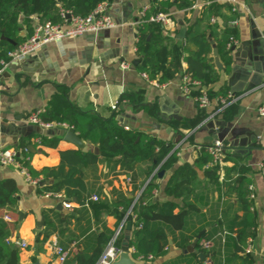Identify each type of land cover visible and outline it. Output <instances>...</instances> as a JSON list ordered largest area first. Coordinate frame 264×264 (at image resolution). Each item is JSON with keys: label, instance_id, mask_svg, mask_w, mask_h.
Returning a JSON list of instances; mask_svg holds the SVG:
<instances>
[{"label": "crops", "instance_id": "obj_1", "mask_svg": "<svg viewBox=\"0 0 264 264\" xmlns=\"http://www.w3.org/2000/svg\"><path fill=\"white\" fill-rule=\"evenodd\" d=\"M219 1L230 4L228 0ZM154 2L159 6L160 0H113L110 12L118 23L116 27L65 38L62 46L50 42L26 60L9 61L4 65L0 71V148H16L24 141L31 152L27 160L34 171L56 167L61 163L62 151L79 149L64 140L65 128H53L56 130L48 133L28 122L33 112L45 111L54 97H57V105L64 103L65 94L60 88L67 90V100L77 108L104 119L113 117L126 129L172 146L170 152L178 151L179 164H194L201 146L222 140L226 151L249 168V189L254 193L250 214L253 235L248 239L246 251L240 255L251 264H264V115L259 110L264 106V63L252 60L251 56L255 54L244 47L251 44L254 35H259L264 45V0H235L237 12L226 11L227 16L234 18L225 21L224 25L235 29L237 35L228 71L210 29L203 27L216 45L222 64L219 68L213 47L211 67L219 74V79L201 87L211 99L206 108L197 100L199 89L188 93L181 88L180 76L161 83L160 72L152 79L148 75L145 77L146 73L141 70L142 67L152 68L145 60V53L151 48L147 47V52L139 54L140 27L135 22L142 9H150ZM167 12L177 23L170 30L165 29L164 35L176 31V37L164 40L154 50L155 62L164 67L175 62L181 74L188 67L184 49L199 18L200 8L181 10L173 4ZM39 21L36 16L28 24L23 21L20 37L28 38ZM181 21L187 28L184 39L177 37L182 28ZM150 39L149 35L148 41ZM250 85L252 87L248 88ZM225 93L236 97L235 101L208 120L218 108V99L228 97ZM116 102L119 104L114 109ZM42 135L51 141L57 140L58 145H44ZM85 142L89 146L87 152L97 155L99 160L83 167L86 190L79 198L64 193H44L40 181L43 179L41 185H46L54 183V179L46 180L40 174L32 176L39 180L33 183L16 166L0 165V187L3 183L16 187L15 202L0 207V223L5 224L9 232L6 245L19 251V264H77L72 262L76 255L90 256L95 252L101 255L123 223L126 242L122 247L129 246L135 225L132 208L125 210L121 204L114 205L130 200L133 206L150 179L160 185L154 202L175 201L178 203L176 212L185 206L186 199H176L165 192L171 170H163L162 176L159 173L153 176L159 165L149 174L153 163L143 161L133 169L127 161L106 155L98 144ZM224 165L230 167L234 161ZM198 171L194 195L188 199L198 210L188 217L186 229H167L170 244L167 254L162 257L134 258L130 252L136 264H202L204 259L199 257L198 243L194 251L185 252L200 233L202 236L211 234L214 264H240L235 259L238 228L234 218H242L244 211L237 200V192L227 194L222 183L224 170L219 182L206 176L205 168ZM67 201L73 203V208L65 207ZM97 204L108 206L109 211L98 208ZM130 219L132 224L128 228ZM198 230L200 232L192 238ZM17 240L27 245L21 247ZM54 244L69 251L64 263L53 251ZM4 257L9 258L7 254Z\"/></svg>", "mask_w": 264, "mask_h": 264}, {"label": "trees", "instance_id": "obj_2", "mask_svg": "<svg viewBox=\"0 0 264 264\" xmlns=\"http://www.w3.org/2000/svg\"><path fill=\"white\" fill-rule=\"evenodd\" d=\"M113 0H0V69L5 63L10 61L8 52L27 40L19 35L21 23H30L33 16H38L43 22L52 21L53 23L62 22V11H69L74 15L86 16L93 12L95 8L104 2L111 3ZM158 2V0H156ZM156 2V3H157ZM195 0H160L159 6H152L147 11V16L156 12H167V9L175 4L181 10L190 9ZM226 11L236 13L234 5L228 3L214 2L200 8L199 18L191 31L185 45V60L188 64L187 69L180 74L175 62H169L165 67L155 62L154 50L168 39H175L176 31L169 35H164L165 27L161 24L145 23L138 32V51L140 55L147 52V47L151 49L146 54L145 60L151 67H142L141 70L154 79L155 73L160 72L159 81L167 82L172 78L187 76L190 82H199L201 87L210 82L219 79V74L212 71L211 63L213 61V41L208 34L210 29L213 40L215 41L220 55L226 61L225 68L228 71L231 67L232 46L229 43L236 40L235 29L224 25L234 16H227ZM24 18L23 21L21 20ZM216 18L215 22L212 21ZM176 20V19H175ZM22 21V22H21ZM177 23V20H176ZM207 29H203V27ZM33 30L30 36L33 34ZM2 35L14 41L3 39ZM151 39L148 41V36ZM29 36V37H30ZM163 71V72H162ZM200 87V89H201ZM195 88H192V91ZM198 90L200 94L203 90ZM65 94V101L62 105H57V97L53 98V103L42 113V119L48 122L67 124L74 127L80 136L87 142L98 144L100 149L108 156L119 157L129 163L131 168L143 161L153 163L149 174L159 165V172L171 170L172 174L165 186L167 195L178 198H184L185 206L182 210L176 212L178 203L167 201L165 203L154 202L155 193L160 189V185L152 179L147 184L138 201L133 205L129 200L116 203L129 210L132 208L131 217L134 220L133 232L128 240L129 247L134 248L132 252L134 258H156L167 254L169 247V234L167 229L173 230L186 229L188 217L198 210V207L189 197L194 195L196 182L198 180L199 169L205 168L206 176L215 182L220 181L221 172L224 170L223 185L227 194L237 192V200L241 203L244 216L234 218L237 226L235 259L240 264H251L250 260L240 254H243L248 247V239L253 235V222L250 220L252 198L250 188V179L247 177L249 168L240 164L239 160L225 149L224 161H234L232 166L221 167L214 161V157L209 150V146H201L199 155L194 164L185 162L179 164L178 151L172 150V146L166 145L163 141H158L152 137L140 132L126 129L115 118L104 119L96 114H92L77 108L73 103L67 100V90L60 88ZM225 93L224 95H227ZM232 95V94H230ZM228 96V95H227ZM43 137V135H42ZM42 143L56 147L58 141H51L43 137ZM20 161L24 162L29 168L31 175H43L44 179H54V183L41 185L40 189L44 193L60 194L64 193L68 197H81V193L86 190V182L83 178V167L96 164L99 157L92 152H84L80 149H70L61 152V163L56 167H47L41 171H34L27 156L31 154L28 145L22 141L17 147ZM170 152V153H169ZM264 171V162L262 164ZM16 187L13 184L3 183L0 187V207L15 202ZM98 208L107 210L108 206L97 204ZM200 230L196 231L192 238L196 237ZM9 236L5 224L0 223V254L8 255L5 259L0 257L1 264H19V251L6 245V239ZM126 239V233L122 232L119 237V244L123 246ZM202 239L210 240L211 234H206L198 241L199 250L206 253L201 246ZM211 256L212 250L210 251ZM100 257L98 252L93 255H76L72 262L77 264H96Z\"/></svg>", "mask_w": 264, "mask_h": 264}, {"label": "built area", "instance_id": "obj_3", "mask_svg": "<svg viewBox=\"0 0 264 264\" xmlns=\"http://www.w3.org/2000/svg\"><path fill=\"white\" fill-rule=\"evenodd\" d=\"M230 4L234 5V10H236L235 4L233 1L228 0ZM214 2H220L219 0H195V3L192 7L201 8L206 5H210ZM148 8L142 9L139 13V20L135 23L142 27L145 23H155L161 24L165 27V29L170 30L175 27L176 20L175 18L168 12L159 11L150 16H147ZM70 14V17L68 15ZM62 22L61 23H53L52 21H39V23L35 26L33 34L27 38L25 42L17 46L15 49L8 52V56L10 61L12 62H22L26 60L31 54L36 52L42 46L54 42L62 46L63 40L68 37H77L86 33H97L99 31L114 28L118 25L116 19L110 12V3L104 2L100 3L93 12L86 16L74 15L69 11H62ZM39 18L38 16H36ZM216 18L212 19L215 22ZM134 23V25H135ZM232 43H229V47L232 46ZM7 63H5L6 65ZM127 68V65H124ZM1 71V69H0ZM147 77L146 74H144ZM201 87L199 82H190L187 76H184L181 82V88L185 92H191L192 88ZM236 97L233 95H229L226 98L218 99V108L217 110L210 116L208 120L213 118L216 114L220 113L223 109H225L229 104L234 102ZM197 100L201 107H208L211 103V99L206 91H202L197 96ZM119 102L113 105V108L118 107ZM260 113L264 115V106L260 107ZM44 110H39L33 112L29 118L28 122L39 127L41 130H49L53 128H65L68 129L70 126L62 123L48 122L42 119V113ZM209 150L214 157V161L218 163L221 167L224 166L225 161V147L222 140L215 141L212 145L209 146ZM19 152L17 148H0V165L1 166H16L20 172L31 182L38 183L39 180L33 179L30 168L18 158ZM159 168V167H158ZM156 169L153 173V176L159 173V169ZM151 180V179H150ZM150 180L148 182H150ZM251 188V187H250ZM252 191V189H251ZM251 197H254V193H251ZM96 199V197H94ZM135 204V203H134ZM133 204V205H134ZM65 207L68 209L73 208V203L67 201L64 203ZM133 207V206H132ZM125 227V223L121 224L118 229L115 231L114 235L111 237L110 241L106 245L104 251L100 255L96 264H113L123 252V247L119 244V237L122 234ZM11 240L8 239V242ZM17 244L21 247H25L27 244L24 241L17 240ZM200 246L207 251L206 257L204 258L202 264H214L210 251L213 247L212 240L202 239L200 241ZM53 251L58 257V260L61 263H64L70 253L64 247L54 244L52 246ZM134 248H130V252H134Z\"/></svg>", "mask_w": 264, "mask_h": 264}, {"label": "water", "instance_id": "obj_4", "mask_svg": "<svg viewBox=\"0 0 264 264\" xmlns=\"http://www.w3.org/2000/svg\"><path fill=\"white\" fill-rule=\"evenodd\" d=\"M68 17H70V14L68 15ZM181 24H182V28L180 30V33L177 35V37L184 39V38H186L187 28L184 26L182 21H181ZM253 37L254 38H253V41L251 42V44L244 45V47H246L247 50L248 49L252 50L253 53L255 54V56H251L252 60H255V61L260 60V61H262V63H264V45H262L261 37L259 35H254ZM2 38L9 40L10 42L14 43L13 40L6 38L4 35H2ZM213 47H214V55L216 57L217 65L219 68H222V64L220 63L219 57H218V49L214 43H213ZM234 49H235V45L232 46V50H234ZM251 87H252V85H250L248 88H251ZM196 89H200V87H196ZM54 130H56V129H49V130H47V132L52 133V132H54ZM64 140L74 144L76 147H78L80 150H82L84 152H87L89 150V146L86 144L84 139L80 136V134L76 131V129L74 127H70L68 129H65ZM163 174H164V171L159 172V176H162ZM20 215H21V213H20ZM131 224H132V219H130L128 222V225H127L128 228L131 227ZM201 237H202V233L198 234L194 243L191 246L187 247L185 252L186 251H194L195 247L197 246V243L201 239ZM206 256H207L206 253H203V252L199 253V257L201 259H204ZM35 264H39V263L36 262ZM113 264H136L135 260L131 256L129 246H125L123 248V252L120 254L119 258Z\"/></svg>", "mask_w": 264, "mask_h": 264}]
</instances>
